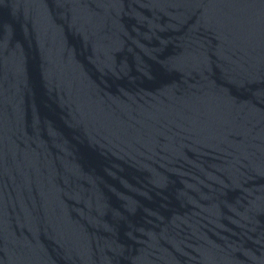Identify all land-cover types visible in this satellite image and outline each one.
I'll list each match as a JSON object with an SVG mask.
<instances>
[{"label": "water", "instance_id": "water-1", "mask_svg": "<svg viewBox=\"0 0 264 264\" xmlns=\"http://www.w3.org/2000/svg\"><path fill=\"white\" fill-rule=\"evenodd\" d=\"M0 264H264V0H0Z\"/></svg>", "mask_w": 264, "mask_h": 264}]
</instances>
